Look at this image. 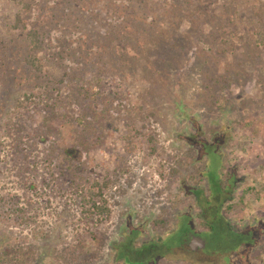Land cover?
Segmentation results:
<instances>
[{
  "label": "rangeland",
  "instance_id": "1",
  "mask_svg": "<svg viewBox=\"0 0 264 264\" xmlns=\"http://www.w3.org/2000/svg\"><path fill=\"white\" fill-rule=\"evenodd\" d=\"M194 1L164 12L162 30L184 18L178 40L124 79L95 57L52 59L98 43L106 0H0V264H264V0ZM35 29L42 73L26 62ZM96 181H110L104 222L86 210Z\"/></svg>",
  "mask_w": 264,
  "mask_h": 264
},
{
  "label": "trees",
  "instance_id": "2",
  "mask_svg": "<svg viewBox=\"0 0 264 264\" xmlns=\"http://www.w3.org/2000/svg\"><path fill=\"white\" fill-rule=\"evenodd\" d=\"M81 1L84 2L85 0H81ZM182 2L189 3L191 8V13L193 12V10H196L194 9L195 8L194 0H187V1L174 0L173 4L172 3L170 4L171 5L170 10H167V8H165L166 6L165 4L161 3V5H159L157 4V2H154L153 0H123L120 1V3L114 2L112 0H106V3L109 6L107 5L108 7L107 10L105 11L108 15L110 16L112 15L114 17L115 23L113 24H111L110 22L105 23V31L102 33L104 35L103 36L99 35L100 41L96 40L98 43L95 42L91 43L90 41H88L89 40L88 37H85L84 35L82 37L81 35L79 36L80 38H78V41L80 42L77 43V47H74V45L72 44H69L68 46H64L61 49V51L52 55V59H59L62 61L64 58L73 57L74 55L79 56V58H83V59L84 57L87 58L95 57L96 60L95 62L101 63L100 68L102 74L107 70H111L110 68H113L114 71L118 73L119 76H122L124 79L128 78V75L124 70L121 69L122 67H125V65L127 64H130V66L133 67L132 68L133 72L129 73V75H134L133 73L138 74L137 66L142 64V62L143 64L145 63L148 64V66L152 68L151 66H153L157 62L158 56L165 52L166 49L164 48V46H166L165 44L168 42V40L175 37L172 26H175L176 22H182L184 20L183 17L173 18L172 20H170L171 22L170 27L169 28L166 27V29L164 28V30H162V27L160 26H162L163 25L162 23L164 22L161 21V17L164 14V12L165 13L169 12L171 13V15H173V12L177 14L178 6L179 7L183 6ZM82 3L73 2V7L69 6L70 9H67L66 13L70 19L72 18L75 19L78 25L79 24L88 25L87 23L88 13L87 10L86 13L85 11H83L85 10L84 8L85 4ZM201 6L202 8H204V4H202ZM110 8H112L111 11ZM82 13L84 14V17L81 16ZM95 16L100 17L101 15L96 13ZM150 16H152L151 20L148 19ZM18 26H22V27L26 26L25 21H22V18L20 16L18 17V23L16 27L18 28ZM76 27L77 25L74 28ZM149 27L153 29H157L158 31L154 33V36L151 37V39H149L147 42L146 39L141 38L140 35H143L142 34L143 32L150 31L151 29ZM119 30H120L119 33H121L120 36L119 34H117ZM39 34L40 33H38L36 29L30 30L28 32V36H32V38L31 40H29L27 37L28 44H30L31 47L28 50L29 59L26 60V62L29 63L36 72L42 73V66L37 59L36 52L38 50L43 49L44 32L41 33L42 35L41 37ZM173 40L177 41L178 38L176 37ZM156 45L161 46V48L157 47ZM154 48H156V50L152 52L150 49H154ZM78 52L79 54H77ZM171 53L172 52H167L165 56L170 55ZM153 55H155V57H152ZM164 57L161 59V64H163V62L165 61ZM104 65H106L107 68L106 70L103 68ZM117 69L119 70V72ZM156 69L158 71L159 68L157 67ZM43 75L45 76V78L50 77L49 74H43ZM56 80L62 83L64 79L56 78ZM73 80L78 81L79 78L76 76L73 77ZM53 91H56L58 93L59 89L54 88ZM79 120H80L79 118H76V121ZM138 133L139 132H137L134 127H129L128 134L126 137L127 140L132 144L135 138L137 137ZM224 136L225 135H222L219 138L223 139ZM147 139L150 143L153 144L151 154H155L156 145H154L155 143L154 135L148 134ZM66 157L71 162L75 160L76 163L79 162L81 159L78 149L74 147L72 148L67 147ZM109 182L110 181H106L102 183H99L97 181L94 182L93 190L91 189L88 193V197H85L86 198L85 201L88 204V208L86 210L89 213V217L95 219V216H99L98 219H95V220H99V222L106 221L110 215V209L108 208L106 199L103 196V191L105 187L109 185ZM32 186L33 185H31V188Z\"/></svg>",
  "mask_w": 264,
  "mask_h": 264
},
{
  "label": "water",
  "instance_id": "3",
  "mask_svg": "<svg viewBox=\"0 0 264 264\" xmlns=\"http://www.w3.org/2000/svg\"><path fill=\"white\" fill-rule=\"evenodd\" d=\"M189 242H190V241L185 240V242H184V244H183L184 246H186L187 244L189 245V246H188V245L186 246L187 249H189V247H190Z\"/></svg>",
  "mask_w": 264,
  "mask_h": 264
}]
</instances>
